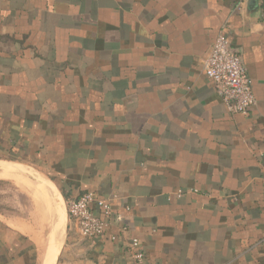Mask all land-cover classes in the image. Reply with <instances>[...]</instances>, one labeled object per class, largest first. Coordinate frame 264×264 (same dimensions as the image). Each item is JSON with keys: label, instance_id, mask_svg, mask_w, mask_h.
<instances>
[{"label": "crops", "instance_id": "obj_1", "mask_svg": "<svg viewBox=\"0 0 264 264\" xmlns=\"http://www.w3.org/2000/svg\"><path fill=\"white\" fill-rule=\"evenodd\" d=\"M219 33L252 80L246 115L202 70ZM5 167L63 219L59 201L112 198L114 240L67 222L55 264H264V0H0ZM29 227L0 210V264H42Z\"/></svg>", "mask_w": 264, "mask_h": 264}, {"label": "built area", "instance_id": "obj_2", "mask_svg": "<svg viewBox=\"0 0 264 264\" xmlns=\"http://www.w3.org/2000/svg\"><path fill=\"white\" fill-rule=\"evenodd\" d=\"M202 70L212 82L228 113L246 115L249 112L255 104L252 80L239 55L222 33L217 35L208 55L204 58ZM111 200V197H97L92 191L66 199L68 223L72 224L84 238L95 239L106 235L114 240L115 236L109 231ZM117 218L119 219L120 215H117ZM120 229L124 231L126 227L121 225ZM127 249L136 263L144 261L139 239L131 238L127 243Z\"/></svg>", "mask_w": 264, "mask_h": 264}, {"label": "rangeland", "instance_id": "obj_3", "mask_svg": "<svg viewBox=\"0 0 264 264\" xmlns=\"http://www.w3.org/2000/svg\"><path fill=\"white\" fill-rule=\"evenodd\" d=\"M22 171L23 173H21ZM16 172L17 175L21 174L18 180L0 178V210L25 219L28 225L31 226L26 230L31 233L38 245L41 244V247L45 248L46 244L43 242L48 240L52 232L51 221L55 222L57 219L55 201L48 195V188L39 183L38 179L31 174L32 172L28 168L23 170L16 169ZM40 184V189H38ZM38 190L40 191L38 192ZM58 205L60 211L65 213L64 204L59 201ZM64 224L63 232L61 233L62 238Z\"/></svg>", "mask_w": 264, "mask_h": 264}, {"label": "bare ground", "instance_id": "obj_4", "mask_svg": "<svg viewBox=\"0 0 264 264\" xmlns=\"http://www.w3.org/2000/svg\"><path fill=\"white\" fill-rule=\"evenodd\" d=\"M5 170L3 171V177H15L16 180H18L19 176L17 175L16 170L12 167H5ZM21 176V175H20ZM46 189V188H45ZM57 208V207H56ZM57 219L55 222L51 221V227H52V232L50 233V236L48 238V240H46V242H43L44 244H46L45 249V255L43 257H41V262L42 264H53L54 260L56 258V255L58 253L61 241H62V232H63V224H64V219L63 217L60 215V212L57 208ZM49 225V223H48ZM43 244V245H44ZM42 245V246H43Z\"/></svg>", "mask_w": 264, "mask_h": 264}, {"label": "water", "instance_id": "obj_5", "mask_svg": "<svg viewBox=\"0 0 264 264\" xmlns=\"http://www.w3.org/2000/svg\"><path fill=\"white\" fill-rule=\"evenodd\" d=\"M9 164H14V163H9ZM16 165H18V164H16ZM31 174L34 175V177H35L36 179H38V180L40 179L38 176H36L35 174H33V172H32ZM62 204H64V207H65V201L63 202V200H62ZM64 216H65V225H64V234H65V231H66V223L68 222L66 209H65ZM64 234H63V236H64ZM61 244H62V243H61ZM60 247H61V245H60ZM60 247H59V251H60ZM59 251H58V254H59ZM58 254H57V256H58ZM56 259H57V257H56ZM56 259H55V262H56ZM55 262H54V264H55Z\"/></svg>", "mask_w": 264, "mask_h": 264}]
</instances>
